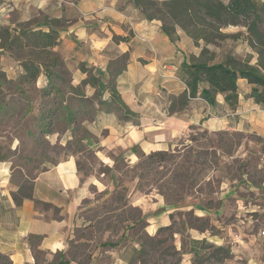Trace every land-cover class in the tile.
Returning a JSON list of instances; mask_svg holds the SVG:
<instances>
[{
  "label": "rangeland",
  "instance_id": "rangeland-1",
  "mask_svg": "<svg viewBox=\"0 0 264 264\" xmlns=\"http://www.w3.org/2000/svg\"><path fill=\"white\" fill-rule=\"evenodd\" d=\"M222 30L229 36L207 45L214 61L232 55L258 63L245 26ZM194 45L200 51L205 44ZM6 50L0 54V161L10 164L9 172L21 183L76 155L88 185L66 251L72 264H264V191L251 187H264L263 137L192 126L188 138L165 157L150 158L136 147L129 157L119 145H105L107 131L95 128L96 95L72 87L76 66L58 57L62 60L52 69L59 77L50 88L44 74L26 82L20 60L32 56L47 64L55 55L33 48ZM117 109L121 114L120 105ZM196 200L207 213L190 207ZM193 239L201 240L196 254ZM41 257L42 264H54Z\"/></svg>",
  "mask_w": 264,
  "mask_h": 264
},
{
  "label": "crops",
  "instance_id": "crops-1",
  "mask_svg": "<svg viewBox=\"0 0 264 264\" xmlns=\"http://www.w3.org/2000/svg\"><path fill=\"white\" fill-rule=\"evenodd\" d=\"M55 19L61 25L54 51L65 64L76 66L72 85L85 87L88 96L96 95L95 128L107 131L103 139L109 148L119 145L129 157L136 154L133 147L146 153L171 150L188 138L191 126L264 138V106L248 96L254 85L245 78L238 80L240 101L235 109L219 94L216 105L195 97L182 110L170 112L186 88L181 65L190 57L188 51L198 54L199 50L192 48L193 39L181 29L175 40L163 33L161 22L147 20L133 0H0V33L5 26L27 21L48 29L47 22ZM1 41L0 35V54ZM118 66L123 69L116 89L139 115L135 120L123 118L124 111L120 114L108 88L109 71ZM91 69L94 74L89 76ZM9 168L0 161V253L11 264H42V255L47 263L58 261L74 236L80 207L89 193L79 173L78 156L69 155L38 171L31 179L32 196H25L20 204L14 194L21 183L15 182ZM195 203L190 207L203 215L205 206Z\"/></svg>",
  "mask_w": 264,
  "mask_h": 264
},
{
  "label": "trees",
  "instance_id": "trees-1",
  "mask_svg": "<svg viewBox=\"0 0 264 264\" xmlns=\"http://www.w3.org/2000/svg\"><path fill=\"white\" fill-rule=\"evenodd\" d=\"M133 2L147 20H159L162 32L173 40L179 38L178 31L181 29L193 39L197 46H200L201 42L205 44L198 54L193 53L181 65L186 88L171 106V113L182 110L188 105L189 100L195 97H201L210 105H216L219 94H223L225 101L235 109L240 101L238 85L240 78H245L254 85L248 96L264 106V0H133ZM60 25L61 21L55 19L47 22L48 29L36 28L32 21L2 28L0 35L3 50L6 48L11 51L14 49L24 51L26 48H33L55 55V58L47 64L36 62L31 58L32 56L20 60L25 70L23 78L26 82H36L38 77L44 74L48 78V86L54 87L53 78L59 77V73L55 72L52 66H57L56 63L62 60L58 59L60 56L54 51V47L60 42ZM227 26L247 28L250 44L259 53L257 64L232 55L227 56L223 61H214V56L207 45L217 44L227 38L229 34L222 30ZM122 67L110 72L111 80L108 82V88L124 111L123 118L135 120L139 115L128 107L116 89V78L121 73ZM72 87L76 86L72 85ZM49 89L46 87V90ZM168 154L169 150H157L150 152L148 157H165ZM32 194L33 184L23 180L14 198L20 204L25 196H32ZM200 241L192 240L195 244L191 250L192 253H198L196 244L201 243ZM70 244L71 240L68 248ZM212 246L214 245L209 244L206 247ZM68 248L60 253L61 258L53 262L54 264H72L66 256ZM217 249L224 250L226 254V249L222 246H217ZM0 258L5 259L4 264H11L7 256L0 253Z\"/></svg>",
  "mask_w": 264,
  "mask_h": 264
},
{
  "label": "built area",
  "instance_id": "built-area-1",
  "mask_svg": "<svg viewBox=\"0 0 264 264\" xmlns=\"http://www.w3.org/2000/svg\"><path fill=\"white\" fill-rule=\"evenodd\" d=\"M260 234H261L262 236H264V224H263L262 228L260 229Z\"/></svg>",
  "mask_w": 264,
  "mask_h": 264
}]
</instances>
